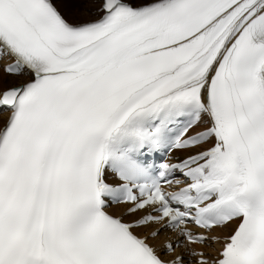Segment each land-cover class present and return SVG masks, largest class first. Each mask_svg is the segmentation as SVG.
I'll return each mask as SVG.
<instances>
[{"label":"snow or ice","instance_id":"6c2138e0","mask_svg":"<svg viewBox=\"0 0 264 264\" xmlns=\"http://www.w3.org/2000/svg\"><path fill=\"white\" fill-rule=\"evenodd\" d=\"M0 264H264V0H0Z\"/></svg>","mask_w":264,"mask_h":264}]
</instances>
